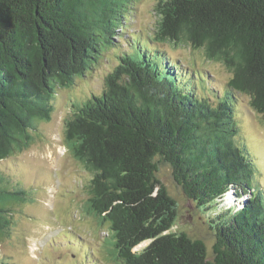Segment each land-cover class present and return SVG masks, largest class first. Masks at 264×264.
<instances>
[{
	"label": "trees",
	"instance_id": "1",
	"mask_svg": "<svg viewBox=\"0 0 264 264\" xmlns=\"http://www.w3.org/2000/svg\"><path fill=\"white\" fill-rule=\"evenodd\" d=\"M135 3L0 0V162L31 145L59 88L92 69L117 33H130ZM155 10L158 39L223 63L230 90L247 94L264 118V0H159ZM127 47L102 92L65 121L67 148L92 174L87 209L107 225L111 254L118 264H264V192L237 139L233 92L206 96L192 69L145 42ZM160 161L198 208L214 213L211 259L202 239L172 230L178 203L156 176ZM27 196L0 168V234Z\"/></svg>",
	"mask_w": 264,
	"mask_h": 264
},
{
	"label": "rangeland",
	"instance_id": "2",
	"mask_svg": "<svg viewBox=\"0 0 264 264\" xmlns=\"http://www.w3.org/2000/svg\"><path fill=\"white\" fill-rule=\"evenodd\" d=\"M158 2L136 0L126 23V31L130 33H117L114 44L92 69L77 77L72 86L59 88L52 100L51 117L37 121L31 145L0 162L9 188L19 186L28 191L24 201L13 205L11 223L5 233L0 234V261L7 264H118L111 254L107 225L101 224L87 209L92 174L67 148L65 121L73 114L75 104L102 92L105 76L117 65L119 55L128 50V44L136 45L139 41L163 52L170 61L188 71L192 69L197 89L206 96L218 98L227 91L233 92L239 126L237 139L249 148L248 156L257 168L256 182L262 185L264 192V118L252 108L247 94L230 90L228 81L232 73L223 63L208 59L203 49L189 43L177 44L156 37ZM156 176L178 203V218L172 230L202 239L211 259L216 240L210 227L214 213L210 217L187 197L167 162H159ZM234 197L233 193L228 194V202L232 203ZM149 242H142L134 250H142Z\"/></svg>",
	"mask_w": 264,
	"mask_h": 264
}]
</instances>
